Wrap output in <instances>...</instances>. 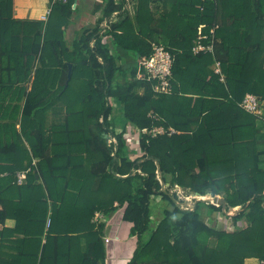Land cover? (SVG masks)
<instances>
[{"label": "trees", "instance_id": "obj_1", "mask_svg": "<svg viewBox=\"0 0 264 264\" xmlns=\"http://www.w3.org/2000/svg\"><path fill=\"white\" fill-rule=\"evenodd\" d=\"M104 1L70 42L75 0L54 2L47 20L17 17L15 0H0V264H106L118 213L137 237L127 264H261L264 148L259 118L241 103L247 93L264 101V0ZM202 24L212 52L193 50ZM105 38L136 54L129 75ZM153 42L174 55L171 93L136 78ZM115 104L139 133L135 158ZM157 126L167 131L154 135ZM165 183L240 206L225 214L234 229L202 219L201 204L222 205L182 208ZM156 196L173 208L151 228Z\"/></svg>", "mask_w": 264, "mask_h": 264}, {"label": "rangeland", "instance_id": "obj_2", "mask_svg": "<svg viewBox=\"0 0 264 264\" xmlns=\"http://www.w3.org/2000/svg\"><path fill=\"white\" fill-rule=\"evenodd\" d=\"M88 8V4L83 1L79 7H77V10L75 11V14L72 16V18L70 19V28H72L73 26H75V22L78 20H81V14L82 12L84 13L85 10H87ZM129 12L131 14H133L134 12V6L133 4H128L127 6ZM95 12V11H94ZM100 14V13H99ZM76 17V19H75ZM97 18V17H96ZM104 24V23H103ZM102 24V25H103ZM68 28V30L70 29ZM70 31V30H69ZM80 32H78L79 34ZM77 36V35H76ZM65 37L66 40L69 39L70 42H72V36L66 32L65 33ZM106 42L109 43L112 47L114 46L112 44L111 39H107L105 38ZM69 41L67 43H69ZM158 42V41H157ZM156 42V43H157ZM153 44H155V42H153ZM114 52L117 53V56L121 59L120 63L123 67V69L127 72V75H129V69L135 64V62L137 61V57L136 54L132 51H126L123 50L121 48H118L116 46H114ZM125 76L120 74V80L124 81ZM263 109H264V105ZM264 111V110H263ZM112 120L114 123L115 128L120 131L124 128L125 124V120H124V115H123V110L122 107L120 105H114V112L112 115ZM263 120L264 119H260ZM126 136L128 139V144H129V153L130 156L132 158H135L136 156H138V154L141 153L140 148H139V136H138V131L137 129L131 124L128 123L126 126ZM111 140V139H109ZM259 145L261 148H264V135H261L259 137ZM169 183H165L164 184V188L165 189H169V192L171 194H173L174 190H177L178 196L175 199L176 204L180 205L182 208H193L195 206V204L198 201H202L201 197L199 195L196 194H189L187 190L183 189V188H179V187H171L170 185H168ZM195 195L197 197H195ZM209 196V195H208ZM173 208V203L170 200H166L164 198H162L161 196H156L152 199L151 201V222H150V226L151 228L155 227L157 222L163 217L164 215V209H172ZM199 211L201 213V217L202 219L211 224L212 226H215L217 228L220 229H227V230H233L234 226H233V220L230 219V217H226L223 212H219L216 211L215 209L211 208L210 206L206 205V204H201L199 206ZM103 218V214L100 213V215L98 216V219H102ZM109 227L107 229V250H108V254H110V256L112 257L113 255V250L111 249V246L114 245L116 247L115 243H120L123 244V242H127L132 240V244H128L125 243L126 245H129V251L126 253V255H129L130 251H131V245L133 244H137V237L135 236L133 239L131 237V239L129 238L128 240L125 241V239H127V233L130 231L131 228V224L129 222H125L122 220L121 218V213L116 214L114 217L109 219ZM129 234V233H128ZM148 236V235H146ZM121 240H124L121 242ZM120 258H123L120 256ZM116 259V258H115Z\"/></svg>", "mask_w": 264, "mask_h": 264}, {"label": "built area", "instance_id": "obj_3", "mask_svg": "<svg viewBox=\"0 0 264 264\" xmlns=\"http://www.w3.org/2000/svg\"><path fill=\"white\" fill-rule=\"evenodd\" d=\"M56 1H62L66 2L67 0H53V2L50 4V6L47 8L46 12L41 15V18L43 20H47L48 16L52 10V5ZM117 13H115L116 15ZM104 28L109 27V23L106 21L103 24ZM204 27V24L200 25L199 27V34L198 39L196 40L195 46L193 47V50L198 53L200 51H214V35L212 34L211 37H209L208 34H205L202 30ZM211 39L210 42L205 43V39ZM94 43V42H93ZM174 55L165 47L163 44L155 43L153 44L152 52L149 55H143L138 60V71L136 78L151 82L153 89L156 92L160 93H171L172 92V77H173V64H174ZM215 71L218 73H221V67L220 62L216 61L214 64ZM241 105L249 112L255 114L259 119H264V109L262 106V102L259 99V97L253 93H247L241 103ZM167 130L162 126L153 127L150 132L156 135L157 133L166 132ZM143 132H148L147 128L143 129ZM176 129L170 128L169 133H175ZM31 168L19 170L16 172V183L17 184H24L27 180L28 173ZM207 197L208 195L201 196ZM195 197H197L195 195ZM240 207V206H236ZM223 214L232 216L231 214H228V209H223ZM221 212V213H222ZM100 213L96 214V218L98 219V216ZM261 264H264L262 262Z\"/></svg>", "mask_w": 264, "mask_h": 264}, {"label": "crops", "instance_id": "obj_4", "mask_svg": "<svg viewBox=\"0 0 264 264\" xmlns=\"http://www.w3.org/2000/svg\"><path fill=\"white\" fill-rule=\"evenodd\" d=\"M85 1L88 4V8L87 10H85V12L81 14V20H77L75 22V26H73L72 28H70V26L68 28H70L69 30L67 29L66 32H68L71 36H72V41L79 36L78 32L82 31V28L84 27H88L93 25L97 18L99 13H100V9L103 7L104 5V0H75L74 6L75 7H79L80 4ZM50 3V0H15V14L17 17L26 19V18H39L47 9L48 5ZM158 3L162 6L165 7L163 0H158ZM129 4H132L131 2ZM95 11V12H94ZM76 19V17H75ZM77 35V36H76ZM69 40V39H68ZM262 40H264V33L262 36ZM264 54V53H263ZM22 103V102H21ZM262 105H264V101H262ZM257 126L259 128V134L258 137H260L261 135H264V121L257 119ZM16 224L15 219L13 218H9L6 220L5 225L8 227H14ZM110 224V222H109ZM108 224V227H109ZM131 231V228H130ZM127 233V239L129 238L132 239L135 237L134 235L131 234V232ZM124 240H121V242ZM108 242V241H107ZM132 240L127 241V242H123V244L120 243H115L116 247L114 245L111 246V249L113 250V255L112 257L110 256V254H108V250H107V259H106V264H127V262L129 261V259L132 257L134 250L137 246V244H133L131 245V251L129 253V255H126V253L129 251L128 247L130 244H132ZM125 243H128L129 245H126ZM108 244V243H106ZM107 246V245H106ZM123 257V258H120ZM116 258V259H115ZM248 262L250 264H255V259H249Z\"/></svg>", "mask_w": 264, "mask_h": 264}, {"label": "water", "instance_id": "obj_5", "mask_svg": "<svg viewBox=\"0 0 264 264\" xmlns=\"http://www.w3.org/2000/svg\"><path fill=\"white\" fill-rule=\"evenodd\" d=\"M71 73H72V65L70 64V71H69V79L71 77ZM106 137L108 138V135H106ZM196 195H199V194H196ZM216 196H220V199L215 200ZM216 196H212V195H209L207 197H202L201 200L204 201V202H207V203H215V204H218V205H222L224 207V209L226 208V199L224 196H221V195H216ZM240 210V207H231V208H228V214H231V215H234L236 214L238 211Z\"/></svg>", "mask_w": 264, "mask_h": 264}, {"label": "bare ground", "instance_id": "obj_6", "mask_svg": "<svg viewBox=\"0 0 264 264\" xmlns=\"http://www.w3.org/2000/svg\"><path fill=\"white\" fill-rule=\"evenodd\" d=\"M217 197H220V196H217ZM218 199H220V198H215V200H217V201H218Z\"/></svg>", "mask_w": 264, "mask_h": 264}, {"label": "clouds", "instance_id": "obj_7", "mask_svg": "<svg viewBox=\"0 0 264 264\" xmlns=\"http://www.w3.org/2000/svg\"><path fill=\"white\" fill-rule=\"evenodd\" d=\"M241 208V207H240Z\"/></svg>", "mask_w": 264, "mask_h": 264}]
</instances>
